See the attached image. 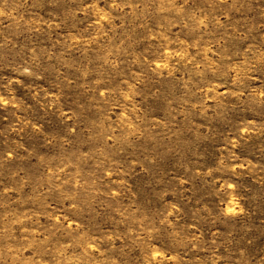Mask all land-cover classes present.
<instances>
[{"label":"rangeland","instance_id":"374dc122","mask_svg":"<svg viewBox=\"0 0 264 264\" xmlns=\"http://www.w3.org/2000/svg\"><path fill=\"white\" fill-rule=\"evenodd\" d=\"M0 264H264V0H0Z\"/></svg>","mask_w":264,"mask_h":264}]
</instances>
